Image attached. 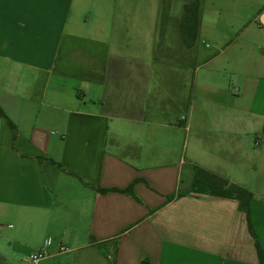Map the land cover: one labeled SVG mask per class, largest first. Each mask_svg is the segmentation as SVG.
Wrapping results in <instances>:
<instances>
[{"label":"crops","instance_id":"crops-1","mask_svg":"<svg viewBox=\"0 0 264 264\" xmlns=\"http://www.w3.org/2000/svg\"><path fill=\"white\" fill-rule=\"evenodd\" d=\"M194 1L0 0V264H259L191 185L264 253V0Z\"/></svg>","mask_w":264,"mask_h":264},{"label":"trees","instance_id":"trees-1","mask_svg":"<svg viewBox=\"0 0 264 264\" xmlns=\"http://www.w3.org/2000/svg\"><path fill=\"white\" fill-rule=\"evenodd\" d=\"M199 5H201V1L195 0L194 2L185 6L186 13L189 14L191 18H194L196 24H197V10H198ZM0 117L3 118L7 122V124L10 126V128L13 131V135L15 136L16 135L15 125L5 116L1 108H0ZM134 182L130 184L126 189H123V190L100 189V188L98 190L101 193H106L108 191H119V192L127 193L129 195L134 196L133 191H132ZM192 185H193V188H192L193 190H195L197 186H201L202 190H198L197 192L208 193L209 195H212V196L233 198L237 200L238 208L240 211L244 212L247 223H248L249 232L254 239L259 264H264V253L256 240V236L253 232L251 222H250V202L253 198L252 193L240 186H237L229 182L227 179H224L216 174L207 172L203 169L196 170V174L194 176V181ZM183 194H184V191H180L176 193L175 195L168 196L167 200L168 201L172 200L173 198L179 197Z\"/></svg>","mask_w":264,"mask_h":264},{"label":"built area","instance_id":"built-area-1","mask_svg":"<svg viewBox=\"0 0 264 264\" xmlns=\"http://www.w3.org/2000/svg\"><path fill=\"white\" fill-rule=\"evenodd\" d=\"M50 244V240H46L45 243H44V247L38 251L37 253H34L32 255H30L29 259H30V262L35 264L36 262H38L40 259H42L43 257L46 256L47 254V249L46 247ZM62 251H65L66 249H63L61 248Z\"/></svg>","mask_w":264,"mask_h":264},{"label":"rangeland","instance_id":"rangeland-1","mask_svg":"<svg viewBox=\"0 0 264 264\" xmlns=\"http://www.w3.org/2000/svg\"><path fill=\"white\" fill-rule=\"evenodd\" d=\"M191 188H193V185L191 186ZM198 190H202L201 186H197V188L195 189V191H198ZM0 247H4V246H1ZM9 247H22V246H18L16 243H11L9 244Z\"/></svg>","mask_w":264,"mask_h":264}]
</instances>
